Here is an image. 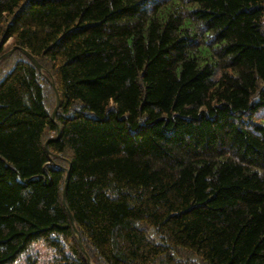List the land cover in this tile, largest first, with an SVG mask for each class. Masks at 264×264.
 Wrapping results in <instances>:
<instances>
[{"label":"trees","instance_id":"obj_1","mask_svg":"<svg viewBox=\"0 0 264 264\" xmlns=\"http://www.w3.org/2000/svg\"><path fill=\"white\" fill-rule=\"evenodd\" d=\"M14 47L0 264H264V0H0Z\"/></svg>","mask_w":264,"mask_h":264},{"label":"water","instance_id":"obj_2","mask_svg":"<svg viewBox=\"0 0 264 264\" xmlns=\"http://www.w3.org/2000/svg\"><path fill=\"white\" fill-rule=\"evenodd\" d=\"M15 50H19L21 53H23L40 72L42 71V68L37 63V61L26 50H24L23 48H20V47H14V48H12L8 53H6L5 55H3V56L0 57V61H2L4 58H6L10 54H12ZM49 83H50V86L52 87V89L54 91L55 99H56V106H55V108H54V110H53V112L51 114V120L54 121L55 116H56V113H57V110H58V108L60 106V98H59L58 92H57V90L55 88L54 81L49 80ZM44 146H45V150L47 151V143H45ZM68 178H69V173L67 171L66 177H65V181H64L63 193H62V203H63V206L64 207L66 206V204H65V189H66V186H67ZM65 210H66V212L68 214V218H69L70 223H71V225H72V227L74 229L75 234L78 235V233L76 231V228H75V225H74V220H73L72 215L70 214V212L67 210L66 207H65ZM78 244H79V247H80L81 251L84 253V255L86 257L87 264H91V261H90L89 257L86 255V253L84 251V248L82 246V243H81V241H80L79 238H78Z\"/></svg>","mask_w":264,"mask_h":264},{"label":"rangeland","instance_id":"obj_3","mask_svg":"<svg viewBox=\"0 0 264 264\" xmlns=\"http://www.w3.org/2000/svg\"><path fill=\"white\" fill-rule=\"evenodd\" d=\"M53 251L42 243L32 244L28 252L22 253L16 261L10 264H52Z\"/></svg>","mask_w":264,"mask_h":264}]
</instances>
